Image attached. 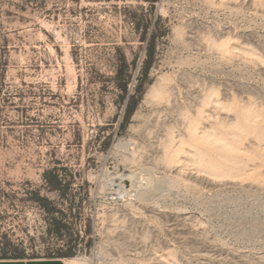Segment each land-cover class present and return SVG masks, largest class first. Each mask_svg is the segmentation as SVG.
Segmentation results:
<instances>
[{"label": "rangeland", "instance_id": "rangeland-1", "mask_svg": "<svg viewBox=\"0 0 264 264\" xmlns=\"http://www.w3.org/2000/svg\"><path fill=\"white\" fill-rule=\"evenodd\" d=\"M15 256L264 264V0H0V258Z\"/></svg>", "mask_w": 264, "mask_h": 264}, {"label": "trees", "instance_id": "trees-1", "mask_svg": "<svg viewBox=\"0 0 264 264\" xmlns=\"http://www.w3.org/2000/svg\"><path fill=\"white\" fill-rule=\"evenodd\" d=\"M132 109H129L128 113H131ZM44 178L46 180L47 186L50 190H55L60 192L63 196H65L67 182L65 180V177L63 174H61L57 168H51L44 172ZM37 201H41L45 209L48 210L49 213L53 214L52 218V224L55 226V230L57 233L61 232V227L63 225L62 219L59 218V216H55L53 211L54 208L50 207V201L47 197H42L39 194H36ZM63 213V212H61ZM26 256H15L14 258H23ZM50 257H56V256H50ZM62 257V256H59ZM1 258H7V257H1Z\"/></svg>", "mask_w": 264, "mask_h": 264}, {"label": "crops", "instance_id": "crops-1", "mask_svg": "<svg viewBox=\"0 0 264 264\" xmlns=\"http://www.w3.org/2000/svg\"><path fill=\"white\" fill-rule=\"evenodd\" d=\"M0 264H69L64 257H23L0 258Z\"/></svg>", "mask_w": 264, "mask_h": 264}, {"label": "bare ground", "instance_id": "bare-ground-1", "mask_svg": "<svg viewBox=\"0 0 264 264\" xmlns=\"http://www.w3.org/2000/svg\"><path fill=\"white\" fill-rule=\"evenodd\" d=\"M200 104H201V103H200ZM133 173H135V172H133ZM130 174H132V173H130ZM130 174H129V175H130ZM121 175H122V174H121ZM121 175H120V177H121ZM125 175H126V174H125ZM134 175H135V174H133V176H134ZM137 175H138V174H137ZM131 176H132V175H131ZM138 176H139V175H138ZM138 176H137V178H138ZM118 177H119V176H118ZM135 177H136V175H135ZM127 178H128V177L123 176V178L120 179L121 183H124V184H125V182L127 181ZM145 178H146V177H145ZM115 179H116V178H115ZM128 179H129V178H128ZM139 179H140V178H139ZM138 182H139V181H138L137 179L132 178V179H131V183H132L131 188H132V187H136L137 184H138ZM140 182H141V181H140ZM140 184L143 185L142 182H141ZM118 185H120V184L118 183ZM118 185H117V186H118ZM142 185H141V186H142ZM138 186H139V185H138ZM141 186H140V187H141ZM143 186H144V185H143ZM124 187H125L124 185H123V186H121V185L118 186L117 191H124V192H127V189H125ZM143 188H144V187H143ZM143 188H142V189H143ZM131 190H132V189H131ZM145 190H146V193H147V191H148L147 186H146V189H145ZM150 193H151V192H150Z\"/></svg>", "mask_w": 264, "mask_h": 264}]
</instances>
